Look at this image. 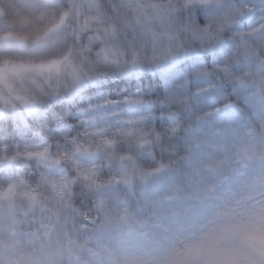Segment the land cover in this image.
I'll return each mask as SVG.
<instances>
[{
    "label": "clouds",
    "instance_id": "9594fccd",
    "mask_svg": "<svg viewBox=\"0 0 264 264\" xmlns=\"http://www.w3.org/2000/svg\"><path fill=\"white\" fill-rule=\"evenodd\" d=\"M0 264H264V0H0Z\"/></svg>",
    "mask_w": 264,
    "mask_h": 264
}]
</instances>
